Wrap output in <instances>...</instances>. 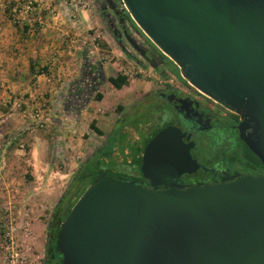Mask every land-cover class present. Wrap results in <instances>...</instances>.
<instances>
[{
	"label": "water",
	"instance_id": "water-1",
	"mask_svg": "<svg viewBox=\"0 0 264 264\" xmlns=\"http://www.w3.org/2000/svg\"><path fill=\"white\" fill-rule=\"evenodd\" d=\"M121 2L191 87L242 118L241 139L264 164V0ZM193 146L170 125L149 141L151 190L100 172L61 225L63 264H264V176L176 186L168 175L200 166Z\"/></svg>",
	"mask_w": 264,
	"mask_h": 264
},
{
	"label": "rangeland",
	"instance_id": "rangeland-1",
	"mask_svg": "<svg viewBox=\"0 0 264 264\" xmlns=\"http://www.w3.org/2000/svg\"><path fill=\"white\" fill-rule=\"evenodd\" d=\"M20 1L23 3V7L17 12L15 19L28 14L26 13L28 2H32L33 5L30 12L37 7L35 0ZM111 3L116 6L114 12L111 11ZM91 5L89 10L75 16L68 10L71 17L69 16L70 21L66 23L69 26L71 23L72 28L66 27V29L71 31L81 30L82 35L77 36L76 40L80 39L81 42L79 43L88 49L86 68L88 70L90 68L92 72H100V87L94 92L90 103L84 102V105L81 103V95H78L77 90L78 84L75 82L68 87H64L66 89L62 91H60L61 86H57L56 96L49 93L47 95L49 101L46 98L47 101L43 102L45 103L44 108L49 107L52 109L58 105V96L69 95L63 102L68 104L66 108L71 109V115L74 117L73 121L77 119L74 129L77 128L76 130L79 132L77 137L83 139V144L76 145L77 149L73 146L77 154L70 157L72 156L71 148L66 147L68 141L53 139L52 150H56L55 152L59 154V156L53 154L54 156L51 157L52 170L55 171L56 177L50 175L52 170L47 173L51 181L47 183L48 191H44V193H42V190L47 180L43 182V177L32 176L31 172H27V163L23 162L25 166L19 165L21 175L16 174L18 173L16 169H11V163H9L8 168H2L3 165H0V264H45V238L48 224L57 203L72 184L74 175L86 165L91 170L99 171V169L107 170L111 168L115 162L128 160V155L124 150L126 148L121 149V145L130 146L132 144L131 139L137 138L142 129L147 130L156 124L154 112L143 114L144 110L150 107L153 102L140 104L141 100L145 95L154 96L155 91L162 87L167 80L181 78L180 70L178 67V69L176 68V65L175 67L172 65L173 71L164 70L166 73L162 74L151 66L141 63L142 56L130 45L125 35L121 39L124 51L115 41L107 24L103 20L101 22L99 18H101L102 7H105L106 13H110L111 18H113L114 26L121 29L120 14L126 10L121 0H91ZM46 8L45 13H50L49 15L52 17L65 14V11L61 9V5L56 4ZM93 19L97 22L94 23ZM123 22L127 27L128 34L136 39L142 47L147 48V46L153 44L135 23L128 20H123ZM19 23L21 24V22ZM83 25L86 30H84ZM84 33L88 34L87 40L84 39ZM65 37L68 41L73 38V36H70V32L65 35L59 32L60 41ZM119 74L128 76L130 83L121 90H115L108 82V78ZM98 93L103 95L102 101L95 100ZM60 104L63 105L62 102ZM73 107L74 110H72ZM137 109L140 111L138 114L135 113ZM35 115L37 114L35 113ZM133 115L144 116L143 119L138 121L140 127L137 125L136 129H134L135 124L130 121V117ZM76 116L79 117L76 118ZM33 119H30V122L32 120L34 125H31L29 129V132L32 131V136L48 135V126L53 125L44 119L39 121V118L35 116ZM145 119H148V123ZM164 119V121H167L166 116ZM70 121V125L74 124L72 119ZM93 123H95V129L91 128ZM53 135L57 136L56 133ZM138 139H141V136ZM15 147L19 150V157L22 160L30 158V143L19 140ZM66 149L70 150L66 151ZM64 151L71 152L68 153L70 158L62 155ZM14 152H16V149L10 151L11 154ZM67 153L65 154L67 155ZM2 155L3 151H0V164L3 161ZM15 157L18 158V156ZM71 162L76 166V169L70 167ZM71 171L73 173L69 176L63 175ZM23 180L25 186L29 185L28 192L24 190L18 192L14 187V185H18L17 182L22 183Z\"/></svg>",
	"mask_w": 264,
	"mask_h": 264
},
{
	"label": "crops",
	"instance_id": "crops-1",
	"mask_svg": "<svg viewBox=\"0 0 264 264\" xmlns=\"http://www.w3.org/2000/svg\"><path fill=\"white\" fill-rule=\"evenodd\" d=\"M35 1L37 7L30 12L31 14L21 15L15 19L23 3L20 0H0V151H3V161L0 165H3L2 168H8L11 163V169H16L18 172L16 174L21 175L19 165L25 166L23 162L27 163V172H31L32 176L43 177V182L47 180L42 190L44 193L48 191L47 183L51 181L47 175L53 169L51 157L58 155L56 150H52L53 139L68 141L66 147L71 148L72 153L68 152L72 154L70 157L77 154V146L83 144V139L77 137L79 132L77 128L74 129L77 119L73 121L71 109L66 108L67 103L63 102L69 95L65 94L61 97L57 95L58 105L52 109L44 108L43 102L47 101L49 93L56 96L57 86H61L60 91H62L66 89L64 87L79 82L86 67L88 49L79 43L80 39L76 40L77 36L82 35L81 30L66 29V27L72 28L71 23L70 26L66 23L70 21L69 16L71 17L68 13L67 0ZM56 4L61 5V9L65 11L64 15L52 17L50 13H45L46 7ZM99 19L102 22V19ZM93 22L97 21L93 19ZM84 30H86L85 26ZM59 32L64 35L70 32L73 38L68 41L65 37L60 41ZM87 38L88 34H85L84 39ZM107 44L110 43L107 41ZM34 116L38 117L39 121L44 119L53 125L48 126V135L32 136V131L29 132L31 125H34L32 121ZM70 119L74 124L70 125ZM55 133L57 136L53 135ZM19 140L30 143L28 160L19 157L20 152L15 147ZM14 149L16 152L11 154L10 151ZM65 153L67 152L64 151L62 155L70 158L68 153L67 155ZM69 165L72 169H76L73 163ZM51 172L50 175L56 177L55 171ZM72 173L73 171L63 175L69 176ZM17 184L19 186L14 185V187L18 192L23 190L28 192L29 185L25 186L24 180Z\"/></svg>",
	"mask_w": 264,
	"mask_h": 264
},
{
	"label": "flooded vegetation",
	"instance_id": "flooded-vegetation-1",
	"mask_svg": "<svg viewBox=\"0 0 264 264\" xmlns=\"http://www.w3.org/2000/svg\"><path fill=\"white\" fill-rule=\"evenodd\" d=\"M110 8L111 11H116L115 4L111 3ZM102 12L106 13L105 7H102ZM109 17L112 31L121 40L124 37V26L127 29L126 25L120 20L121 29H117L110 13ZM140 62L151 66L162 74L166 73L164 70L173 71L172 65L175 67V64L153 44L147 46L146 56L142 57ZM96 72L88 73L92 77L91 80L85 78L80 81L78 95H81L83 105L84 102L90 103L94 92L100 87V72L98 71L97 74ZM151 102L153 104L147 107L143 114L154 112L156 124L147 130L142 129L137 138L131 139L130 146L121 145V149L126 148L124 150H126L128 160L115 162L114 166L109 168L110 170L99 171V173L104 172L113 178L133 182L149 190L154 189L151 181L144 177L141 170L143 154L149 141L170 125L179 128L186 138H189L191 144L194 143L191 154L200 165L194 172H187L179 177L168 175V180H171L176 186L190 187L221 181L229 182L238 175L264 176V164L241 139L242 118L198 92L182 77L167 80L162 87L155 91L154 96L145 95L140 104H150ZM135 111L136 114L140 112L138 109ZM165 116L167 121H164ZM143 118V115L130 117V121L136 126L134 129L137 128L138 121ZM147 120L145 119V121ZM138 126L140 127V125ZM245 132L249 133L251 130L247 129ZM139 136L141 139H138ZM139 161L141 162L139 163ZM164 188H166L165 184H158L156 187L157 190ZM48 229L49 224L45 238V264H63V256L57 251L58 236L56 250H54V242L53 239L51 240Z\"/></svg>",
	"mask_w": 264,
	"mask_h": 264
},
{
	"label": "trees",
	"instance_id": "trees-1",
	"mask_svg": "<svg viewBox=\"0 0 264 264\" xmlns=\"http://www.w3.org/2000/svg\"><path fill=\"white\" fill-rule=\"evenodd\" d=\"M120 15H121L120 20H124V21L128 20V21L133 22L126 10H124V12ZM100 17L107 24L115 41L119 44L120 47H122L121 40L112 31L111 21L109 20L110 18L109 13H105L101 11ZM122 50L124 51L123 47H122ZM91 72L92 70L90 68L88 70V68L85 67L80 81L84 80L85 78L86 79L89 78V80H91L90 79L92 78L91 75H88V73H91ZM80 81L76 83L78 84V87H77L78 92H79V87H80L79 86ZM108 82L114 89L121 90L125 86L129 85L130 80L128 76L119 74L117 76L109 77ZM95 100L102 101L103 95L98 93L96 95ZM91 128L95 129V123L91 124ZM97 131L100 132V134H102L100 130L97 129ZM57 156H59V154ZM140 162L141 161H139V163ZM99 171H105V170L99 169ZM99 171L91 170L88 167V165L84 166L82 169H79L77 173L74 175L72 184L68 187L64 195L60 198L59 202L57 203L52 213V217H51L52 219L50 220L49 229H48L51 235V240L53 239V242H54V245H53L54 250H56V239H57V236L59 235L61 225L64 223L72 207L78 201V199L82 196L85 190L95 182L96 178L99 175Z\"/></svg>",
	"mask_w": 264,
	"mask_h": 264
},
{
	"label": "built area",
	"instance_id": "built-area-1",
	"mask_svg": "<svg viewBox=\"0 0 264 264\" xmlns=\"http://www.w3.org/2000/svg\"><path fill=\"white\" fill-rule=\"evenodd\" d=\"M69 11L73 16L87 11L91 8V0H67ZM33 9L32 2H28L26 5V13H29Z\"/></svg>",
	"mask_w": 264,
	"mask_h": 264
}]
</instances>
